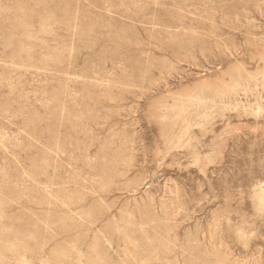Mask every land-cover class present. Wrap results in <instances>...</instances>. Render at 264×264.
<instances>
[{"label":"rangeland","instance_id":"rangeland-1","mask_svg":"<svg viewBox=\"0 0 264 264\" xmlns=\"http://www.w3.org/2000/svg\"><path fill=\"white\" fill-rule=\"evenodd\" d=\"M0 264H264V0H0Z\"/></svg>","mask_w":264,"mask_h":264}]
</instances>
